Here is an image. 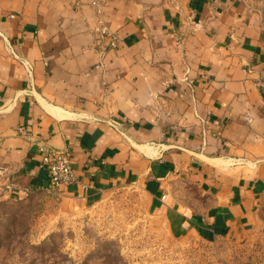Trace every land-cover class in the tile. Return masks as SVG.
I'll list each match as a JSON object with an SVG mask.
<instances>
[{"label":"crops","instance_id":"1","mask_svg":"<svg viewBox=\"0 0 264 264\" xmlns=\"http://www.w3.org/2000/svg\"><path fill=\"white\" fill-rule=\"evenodd\" d=\"M92 1L0 0V199L51 193L44 144L72 155L73 206L135 187L172 232L241 240L264 216V31L239 0Z\"/></svg>","mask_w":264,"mask_h":264},{"label":"rangeland","instance_id":"2","mask_svg":"<svg viewBox=\"0 0 264 264\" xmlns=\"http://www.w3.org/2000/svg\"><path fill=\"white\" fill-rule=\"evenodd\" d=\"M264 31V0H239ZM0 264H264V216L241 240L176 234L150 215L138 188L93 208L40 193L0 199Z\"/></svg>","mask_w":264,"mask_h":264},{"label":"built area","instance_id":"3","mask_svg":"<svg viewBox=\"0 0 264 264\" xmlns=\"http://www.w3.org/2000/svg\"><path fill=\"white\" fill-rule=\"evenodd\" d=\"M91 5L97 9V14L100 15L104 10L105 4L99 0H93ZM94 34L96 35L95 50L99 59L94 64L93 69L101 71L106 66V58L108 54L117 50L119 46V36L116 32L112 31L107 24L104 23H101L94 29ZM0 38L3 40L12 54L15 55L12 44L10 43L6 34L1 30ZM20 61L28 73H31L32 65L25 60ZM183 81L191 87L194 86V81L189 78L188 70L185 72ZM244 119L249 124L253 123L254 115L252 111L248 110L245 113ZM39 151L41 153V166L45 168L49 174L50 184L48 189L51 193L61 196L62 188L70 186L76 182V176L71 166L72 155L67 150L53 148L44 144L39 146ZM10 188L11 186H8V189Z\"/></svg>","mask_w":264,"mask_h":264}]
</instances>
